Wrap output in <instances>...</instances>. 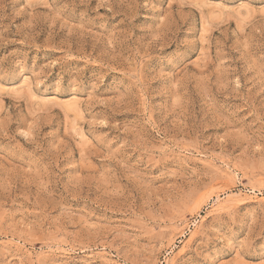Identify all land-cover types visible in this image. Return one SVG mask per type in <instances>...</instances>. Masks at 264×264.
I'll return each instance as SVG.
<instances>
[{"label": "rangeland", "instance_id": "374dc122", "mask_svg": "<svg viewBox=\"0 0 264 264\" xmlns=\"http://www.w3.org/2000/svg\"><path fill=\"white\" fill-rule=\"evenodd\" d=\"M0 264H264V0H0Z\"/></svg>", "mask_w": 264, "mask_h": 264}]
</instances>
